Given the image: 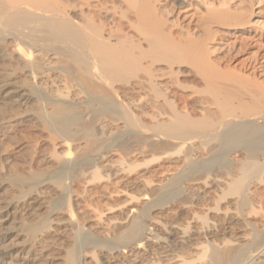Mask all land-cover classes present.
I'll return each instance as SVG.
<instances>
[{"label":"bare ground","instance_id":"6f19581e","mask_svg":"<svg viewBox=\"0 0 264 264\" xmlns=\"http://www.w3.org/2000/svg\"><path fill=\"white\" fill-rule=\"evenodd\" d=\"M254 5L0 0V264H264Z\"/></svg>","mask_w":264,"mask_h":264},{"label":"rangeland","instance_id":"374dc122","mask_svg":"<svg viewBox=\"0 0 264 264\" xmlns=\"http://www.w3.org/2000/svg\"><path fill=\"white\" fill-rule=\"evenodd\" d=\"M185 1H187L190 7L192 6L191 8H195V7L200 8L201 6L203 8L205 3L207 2V0H185ZM241 1L242 0H232L234 5H240ZM244 1H246V3L248 2V0H244ZM253 1L255 4L254 9L257 10V12H259L260 9H264V0H253ZM263 34H264V17L256 16L254 18V29H249L245 35L255 37V39H258ZM232 44H233V40L229 41L227 44L218 46L217 48L219 49V53L220 54L227 53L226 55H228V53H231L233 49H236V45L234 47V44L233 45ZM230 48H231V52H230ZM236 63H234L233 65H236Z\"/></svg>","mask_w":264,"mask_h":264}]
</instances>
